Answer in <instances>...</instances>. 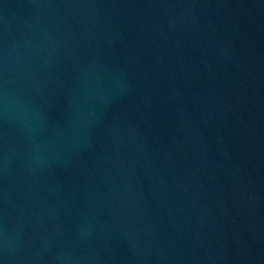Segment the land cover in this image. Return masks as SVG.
<instances>
[{"label":"water","instance_id":"1","mask_svg":"<svg viewBox=\"0 0 264 264\" xmlns=\"http://www.w3.org/2000/svg\"><path fill=\"white\" fill-rule=\"evenodd\" d=\"M0 264H264V0H0Z\"/></svg>","mask_w":264,"mask_h":264}]
</instances>
